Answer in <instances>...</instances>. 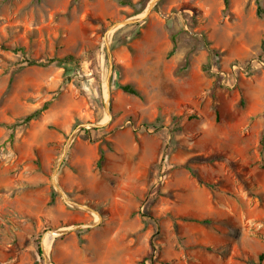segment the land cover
I'll return each mask as SVG.
<instances>
[{
  "label": "rangeland",
  "instance_id": "1",
  "mask_svg": "<svg viewBox=\"0 0 264 264\" xmlns=\"http://www.w3.org/2000/svg\"><path fill=\"white\" fill-rule=\"evenodd\" d=\"M150 1L0 0V264H264V0Z\"/></svg>",
  "mask_w": 264,
  "mask_h": 264
},
{
  "label": "water",
  "instance_id": "2",
  "mask_svg": "<svg viewBox=\"0 0 264 264\" xmlns=\"http://www.w3.org/2000/svg\"><path fill=\"white\" fill-rule=\"evenodd\" d=\"M159 0H151L147 9H146V13H149L150 10L154 7V5H156V3L158 2ZM141 18H128V19H125L123 21H119V22H115L111 25L108 26L107 28V34L114 30L115 28H117L118 26H125V25H128V24H131V23H135L137 21H139ZM105 44H106V51H107V54H108V57H109V60H110V69H109V72H108V75L106 77V87L107 89L109 90V86H110V76H111V70H112V67H113V64H112V61H111V53H110V46H109V43H108V40H107V35L105 36ZM109 93V92H108ZM105 109H106V112L108 113V116L110 118L111 114H110V110H109V107L108 105L105 106ZM103 124H100V123H94V122H89V123H82L78 129H83V128H97V127H102ZM76 134V131H73L70 136L68 137L62 151H61V154L56 162V165L54 167V171H53V174L51 176V179H50V183L52 185V187L59 193V195L69 204H72L74 206H77L79 207L80 205L74 201H71L70 199H68L65 194L60 190V188L57 186L56 184V181H55V175H56V172H57V169L59 167V165L61 164L62 160H63V156L69 146V144L71 143L73 137L75 136ZM85 209L89 210V211H94L93 209H91L90 207H85ZM98 222H93L90 224V226H95L97 225ZM79 227L78 225H75V226H72L70 228H77ZM68 230V229H67ZM67 230H57V231H50V232H55L56 235H61L63 233H65ZM43 257L46 259V255L44 254ZM46 264H50L47 260H46Z\"/></svg>",
  "mask_w": 264,
  "mask_h": 264
},
{
  "label": "trees",
  "instance_id": "3",
  "mask_svg": "<svg viewBox=\"0 0 264 264\" xmlns=\"http://www.w3.org/2000/svg\"><path fill=\"white\" fill-rule=\"evenodd\" d=\"M224 1L226 2L227 0H224ZM261 12H262L261 6H260V4L257 1V14L260 15ZM9 49L12 50L11 48H9ZM14 50H22V49L18 48V49H14ZM53 61H57L58 63L77 64V61L78 60L76 58H74L73 56H71V55H67V56H64L62 58H49L46 61H35V60H30L29 59L27 61V64L28 65H31V64L46 65V64H48L50 62H53ZM122 90L125 91V92H127V93H130V94H137V92L133 88H131L130 86H128V85L122 86ZM45 108L46 107L44 106L41 109H39L37 111H34V112L28 114L24 118V122H28V121H30L32 119L37 118L38 115L40 114V112L43 109H45ZM103 158H104L103 152L101 151L100 156H99V162H101L103 160ZM197 180H198L199 183H203L202 179H200L199 177H197ZM262 260H263V255L260 254L258 256V261L257 262H252L251 264H261Z\"/></svg>",
  "mask_w": 264,
  "mask_h": 264
},
{
  "label": "bare ground",
  "instance_id": "4",
  "mask_svg": "<svg viewBox=\"0 0 264 264\" xmlns=\"http://www.w3.org/2000/svg\"><path fill=\"white\" fill-rule=\"evenodd\" d=\"M55 235H56V233H55ZM53 236H54V232H53V233L48 232V233H46V234L44 235V237H43V245H44V248H47V247L49 246L50 241H51V238H52ZM49 237H51V238H49Z\"/></svg>",
  "mask_w": 264,
  "mask_h": 264
},
{
  "label": "built area",
  "instance_id": "5",
  "mask_svg": "<svg viewBox=\"0 0 264 264\" xmlns=\"http://www.w3.org/2000/svg\"><path fill=\"white\" fill-rule=\"evenodd\" d=\"M236 66H234V68H235Z\"/></svg>",
  "mask_w": 264,
  "mask_h": 264
}]
</instances>
